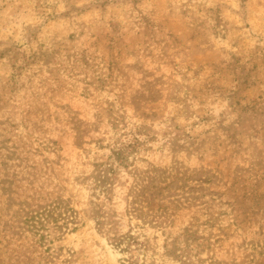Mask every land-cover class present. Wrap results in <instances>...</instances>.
<instances>
[{
    "label": "rangeland",
    "instance_id": "rangeland-1",
    "mask_svg": "<svg viewBox=\"0 0 264 264\" xmlns=\"http://www.w3.org/2000/svg\"><path fill=\"white\" fill-rule=\"evenodd\" d=\"M0 264H264V0H0Z\"/></svg>",
    "mask_w": 264,
    "mask_h": 264
}]
</instances>
